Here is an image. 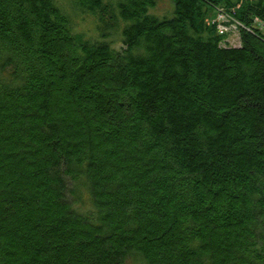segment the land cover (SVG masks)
I'll return each mask as SVG.
<instances>
[{"label": "trees", "instance_id": "obj_1", "mask_svg": "<svg viewBox=\"0 0 264 264\" xmlns=\"http://www.w3.org/2000/svg\"><path fill=\"white\" fill-rule=\"evenodd\" d=\"M69 1L0 0V264H264V0Z\"/></svg>", "mask_w": 264, "mask_h": 264}, {"label": "rangeland", "instance_id": "obj_2", "mask_svg": "<svg viewBox=\"0 0 264 264\" xmlns=\"http://www.w3.org/2000/svg\"><path fill=\"white\" fill-rule=\"evenodd\" d=\"M61 5L66 9V12L69 13L71 24L76 31L85 32L86 34H89L91 37H98V30H97V22H95L94 17L85 12H80L75 10L71 7V3L69 0H58ZM169 1L168 0H157L156 4L151 9L152 12L161 15L165 14L169 10ZM212 14V19L217 21V27L221 28L222 30H225V44L237 46L239 40H238V28L236 26V23L232 21H228V19L224 16H221L220 14ZM214 16V18H213ZM264 30V29H263ZM112 40L114 42L113 45L119 46V35L114 34L112 35Z\"/></svg>", "mask_w": 264, "mask_h": 264}]
</instances>
